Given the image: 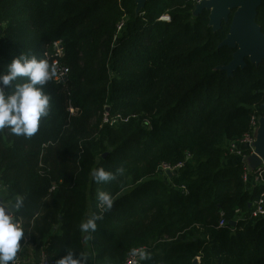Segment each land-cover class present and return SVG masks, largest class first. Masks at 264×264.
Returning <instances> with one entry per match:
<instances>
[{"label":"trees","instance_id":"obj_1","mask_svg":"<svg viewBox=\"0 0 264 264\" xmlns=\"http://www.w3.org/2000/svg\"><path fill=\"white\" fill-rule=\"evenodd\" d=\"M198 1L149 0L137 14L135 0H0V71L21 54L69 71L43 86L50 107L35 134L0 129L21 248L42 243L55 262L72 249L124 264L145 247L144 264H264L253 204L264 182L248 187L242 164L227 163L229 143L264 114V61L217 70L235 52L219 48L232 16L213 32L208 11L193 16ZM256 21L264 34V0ZM101 167L112 179L93 180ZM94 214L95 231L81 233Z\"/></svg>","mask_w":264,"mask_h":264},{"label":"clouds","instance_id":"obj_2","mask_svg":"<svg viewBox=\"0 0 264 264\" xmlns=\"http://www.w3.org/2000/svg\"><path fill=\"white\" fill-rule=\"evenodd\" d=\"M6 71H0V129H8L16 136L30 137L38 131L41 118L49 112L51 97L43 91V86L56 75V69L46 59L27 57L23 54L14 57L6 65ZM19 81V82H17ZM94 181H107L112 174L104 168L92 172ZM97 199L105 210L111 209L113 198L107 192H98ZM22 207V198H17L11 206L0 204V264H15L17 252L21 249L24 230L14 215ZM99 215H92L79 225L81 233L95 231ZM88 239V235L85 236ZM136 249L132 254H136ZM144 258V253H139ZM85 252L66 250L55 264H88Z\"/></svg>","mask_w":264,"mask_h":264},{"label":"water","instance_id":"obj_3","mask_svg":"<svg viewBox=\"0 0 264 264\" xmlns=\"http://www.w3.org/2000/svg\"><path fill=\"white\" fill-rule=\"evenodd\" d=\"M149 0H135L136 13L144 9ZM263 0H200L193 11V16H198L202 11L209 12L208 27L217 32L222 22H231L226 38L220 43L219 48L234 50L232 60L226 66L217 70L225 71L230 77L238 69L246 67V59L252 64L259 65L264 61V34L257 24V12ZM1 32V30H0ZM66 79V78H65ZM264 112V104L261 105ZM254 153L247 158L248 170L256 172L264 161V114L259 118L258 127L254 132ZM170 174V172H167ZM0 204H5L0 198ZM16 211V210H15ZM14 211V213H15Z\"/></svg>","mask_w":264,"mask_h":264},{"label":"built area","instance_id":"obj_4","mask_svg":"<svg viewBox=\"0 0 264 264\" xmlns=\"http://www.w3.org/2000/svg\"><path fill=\"white\" fill-rule=\"evenodd\" d=\"M162 19L169 20L168 17H163ZM121 26L122 24L119 26V29L121 28ZM55 48L58 51V55L61 56L62 51H61L60 44L56 43ZM53 66L57 72L56 79L58 81L63 82L69 72L68 69L65 67H61L57 62H54ZM259 118L260 117L252 116L251 121H250V131L247 134H245L241 139L231 141L228 146L229 155L232 158L238 159L239 163L242 164L244 168L243 181L248 187H251L253 183L258 184L260 182H264V178L262 175L264 161H263L262 166L258 168L256 172L254 173L249 172L247 162H246L247 158L254 153V147H253L254 132L256 128L258 127ZM160 169L161 171L166 172V173L171 172L173 170V168H171L167 164H163ZM253 204L255 206L254 215L264 216L263 198L261 197L260 199L256 200ZM136 250H137L136 254L135 255L132 254L124 264H144V261L143 259L140 258L139 253L143 252L145 254V247H141ZM21 252H22V248L17 252V256L15 258V264H23V260L21 258ZM10 264H13V262H10ZM38 264H55V261L52 259V257L46 254L44 250L42 249L40 256H39Z\"/></svg>","mask_w":264,"mask_h":264},{"label":"crops","instance_id":"obj_5","mask_svg":"<svg viewBox=\"0 0 264 264\" xmlns=\"http://www.w3.org/2000/svg\"><path fill=\"white\" fill-rule=\"evenodd\" d=\"M227 163H239V160L236 158H229L227 160ZM7 195V189L4 187H0V198L6 197ZM15 203V202H13ZM43 249V244H37V245H26L22 248L21 252V258L23 260V264H38L40 253ZM89 257L88 264H91V257Z\"/></svg>","mask_w":264,"mask_h":264}]
</instances>
